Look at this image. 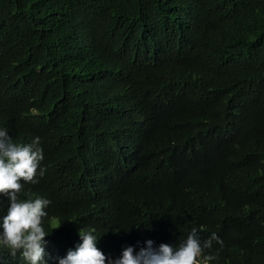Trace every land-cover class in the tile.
<instances>
[{"label":"trees","instance_id":"16d2710c","mask_svg":"<svg viewBox=\"0 0 264 264\" xmlns=\"http://www.w3.org/2000/svg\"><path fill=\"white\" fill-rule=\"evenodd\" d=\"M0 127L40 138L49 264L81 229L117 258L192 227L264 264V0H0Z\"/></svg>","mask_w":264,"mask_h":264},{"label":"clouds","instance_id":"9594fccd","mask_svg":"<svg viewBox=\"0 0 264 264\" xmlns=\"http://www.w3.org/2000/svg\"><path fill=\"white\" fill-rule=\"evenodd\" d=\"M43 160L39 137L29 143H17L7 128L0 127V197L8 201L6 214L0 216V249H6L13 258L19 253L23 264H49L45 258L46 237L54 228L46 230L45 221L51 201L42 196L22 198L24 184H36L38 177L45 175ZM61 223L57 222L58 226ZM100 236L94 229H81L80 242L66 256L57 258L58 264H210L217 254H206V250L212 248L213 241L223 247L215 233L202 241L197 227H192L187 238L176 246H155L148 239L139 251L128 246L119 257L111 258L98 247ZM0 264H4L2 257Z\"/></svg>","mask_w":264,"mask_h":264}]
</instances>
